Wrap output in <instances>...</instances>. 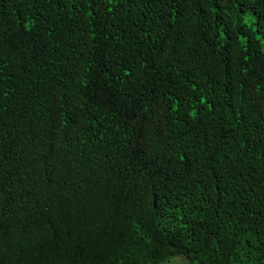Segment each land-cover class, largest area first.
<instances>
[{
  "label": "trees",
  "instance_id": "16d2710c",
  "mask_svg": "<svg viewBox=\"0 0 264 264\" xmlns=\"http://www.w3.org/2000/svg\"><path fill=\"white\" fill-rule=\"evenodd\" d=\"M173 256L264 264V0H0V264Z\"/></svg>",
  "mask_w": 264,
  "mask_h": 264
},
{
  "label": "rangeland",
  "instance_id": "374dc122",
  "mask_svg": "<svg viewBox=\"0 0 264 264\" xmlns=\"http://www.w3.org/2000/svg\"><path fill=\"white\" fill-rule=\"evenodd\" d=\"M252 14L249 11L243 13V21L249 23L250 19L252 18ZM185 259L181 256H173L168 260L162 261L159 264H186Z\"/></svg>",
  "mask_w": 264,
  "mask_h": 264
},
{
  "label": "clouds",
  "instance_id": "9594fccd",
  "mask_svg": "<svg viewBox=\"0 0 264 264\" xmlns=\"http://www.w3.org/2000/svg\"><path fill=\"white\" fill-rule=\"evenodd\" d=\"M184 262H185L186 264H188L186 260H185ZM158 264H159V263H158Z\"/></svg>",
  "mask_w": 264,
  "mask_h": 264
}]
</instances>
